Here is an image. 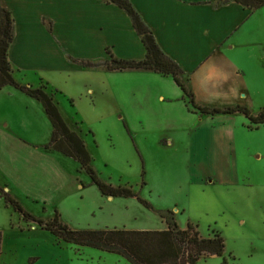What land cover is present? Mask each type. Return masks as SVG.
<instances>
[{"label": "rangeland", "instance_id": "1", "mask_svg": "<svg viewBox=\"0 0 264 264\" xmlns=\"http://www.w3.org/2000/svg\"><path fill=\"white\" fill-rule=\"evenodd\" d=\"M260 10L243 24V46L230 56L232 62H220L200 84L205 90L199 98L203 103L196 100L199 107L241 105L254 116L264 110V10ZM73 62L76 66L65 72L15 70L14 78L20 83L51 81L48 89L80 123L99 177L116 187H131L152 208L136 198L109 200L84 171L79 176L81 189L62 176L60 189L48 185L51 169L40 158L30 157L24 146L13 147L14 159L2 158L0 188L24 191L32 181L41 199L15 194L25 210L47 222L59 214L75 230L159 231L167 225L157 211L171 210L181 228L191 222L202 236L218 232L225 239L224 257H207L197 264H264V125L251 126L241 112L212 117L192 105L187 116L175 90L164 81L111 72L99 60ZM161 95L165 98L159 101ZM18 102L0 95V116L12 118L16 135L33 136L45 145V125L39 117L29 128V138L19 128L29 115L26 105ZM10 149L6 148L7 155ZM0 154L5 155L1 149ZM0 227L10 247L6 264H28L30 254L39 258L36 264H131L116 254L59 241L37 223L25 221L3 199Z\"/></svg>", "mask_w": 264, "mask_h": 264}, {"label": "crops", "instance_id": "2", "mask_svg": "<svg viewBox=\"0 0 264 264\" xmlns=\"http://www.w3.org/2000/svg\"><path fill=\"white\" fill-rule=\"evenodd\" d=\"M130 2L152 31L162 51L182 69L181 78L199 104L203 103L199 98L205 90L200 84L205 82L210 70H213V67L216 69L220 62H232L230 56L243 46L240 41V30L253 12L257 11L246 9L233 1L220 6H216L215 0H130ZM1 8L8 10L14 18L15 39L9 49V60L14 72L16 70L52 74L73 68L76 66L73 62L75 59L86 63L99 60L107 65L110 55L112 59L126 61H142L147 56L145 44L134 28L130 16L118 5L108 3L106 0H0ZM261 10H264V7ZM236 38L239 40H235ZM228 51L231 52L229 58ZM110 71H122L124 74L135 75L131 77H139L146 81L151 79L164 81L175 90L176 96L179 97L177 101H182L187 116H190V99L172 76L151 70ZM47 82L52 84L49 80ZM47 82L42 79L40 81L28 79L21 84L34 88L45 85L48 93L54 95L64 118L84 139L80 123L73 119L71 109L61 99H57L56 93L48 89ZM59 92L57 90V94ZM0 95L26 105L29 119L19 128L28 132V138L29 128L35 127L36 118L39 117L45 125V139L48 140L43 145L33 136L32 139H25L18 134L17 136L13 131L12 118L0 116V149L6 155L0 154V162L3 163V159L7 157L14 159L15 155L11 153L15 151L13 147L20 149L24 146L30 149L28 150L30 157L33 155L40 158L43 166L51 169L48 179L45 180L48 185L60 189L62 176L64 180H71L76 188L81 189L83 186L79 176L84 171L81 165L72 158L45 148L52 139L53 125L43 105L14 87L0 90ZM164 98L161 95L159 101ZM216 116L219 115L212 117ZM177 123L176 119L173 124ZM84 141L88 148L87 141L85 139ZM6 148H12L9 155L6 154ZM33 184L32 181H28L24 191H20L16 186L14 189L6 186L3 190L19 201L15 194L36 195ZM104 197L111 201L115 199ZM33 198L39 197L36 195ZM1 199L5 201L2 195ZM8 243L4 237V229L0 227V264H6V252L10 249L7 248ZM33 259L36 261L32 262ZM38 260L39 258L32 254L27 256L28 264H36Z\"/></svg>", "mask_w": 264, "mask_h": 264}, {"label": "trees", "instance_id": "3", "mask_svg": "<svg viewBox=\"0 0 264 264\" xmlns=\"http://www.w3.org/2000/svg\"><path fill=\"white\" fill-rule=\"evenodd\" d=\"M122 8L131 18L134 28L147 50V56L142 61H126L113 58L107 64L110 70H151L165 76H173L176 83L183 89L194 108L203 114L232 115L237 112L245 114L251 121V126L264 125V110L254 116L245 106L237 105L228 108L199 107L192 91L182 80L183 71L179 65L169 58L158 45L152 31L145 24L130 0H106ZM237 2L244 8L256 11L264 7V0H215L216 6ZM15 39V24L12 14L0 9V90L14 87L39 101L53 125V136L46 149L59 152L77 161L90 176L92 183L102 195L114 198H137L148 208L152 204L141 198L131 187L119 186L103 181L96 172L93 158L80 132L71 127L59 110L55 97L48 93L45 85L34 88L23 85L14 78V68L9 60V49ZM88 65V64H85ZM5 201L12 205L15 211L23 215L24 220L37 223L45 231L59 241L77 247H90L105 253L116 254L131 264H197L201 259L217 256L224 257L226 253L225 239L218 232L209 237L201 235L198 227L191 222L183 229L171 210L159 212L167 225L163 231H137L126 229H84L75 230L60 220L59 214L52 221L37 219L14 199L11 194L0 188Z\"/></svg>", "mask_w": 264, "mask_h": 264}]
</instances>
